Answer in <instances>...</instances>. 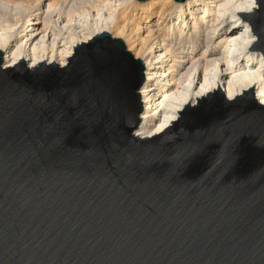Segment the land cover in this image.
<instances>
[{
    "label": "water",
    "instance_id": "95a60500",
    "mask_svg": "<svg viewBox=\"0 0 264 264\" xmlns=\"http://www.w3.org/2000/svg\"><path fill=\"white\" fill-rule=\"evenodd\" d=\"M255 2L238 18L264 62ZM66 60L6 67L0 52V264H264L253 90L217 88L144 138V67L124 42L101 32Z\"/></svg>",
    "mask_w": 264,
    "mask_h": 264
},
{
    "label": "bare ground",
    "instance_id": "6f19581e",
    "mask_svg": "<svg viewBox=\"0 0 264 264\" xmlns=\"http://www.w3.org/2000/svg\"><path fill=\"white\" fill-rule=\"evenodd\" d=\"M73 1L22 2L10 15L12 24L7 11L0 16L5 66L21 61L29 68L43 62L64 66L75 45L113 30L144 67L138 136L159 134L182 107L217 88L229 100L253 90L264 106L263 56L248 52L256 37L238 18L256 8L255 0H186L181 6L174 0H95L92 10L86 2L76 8ZM8 2L2 1L6 10ZM23 14L27 20L20 24Z\"/></svg>",
    "mask_w": 264,
    "mask_h": 264
},
{
    "label": "rangeland",
    "instance_id": "374dc122",
    "mask_svg": "<svg viewBox=\"0 0 264 264\" xmlns=\"http://www.w3.org/2000/svg\"><path fill=\"white\" fill-rule=\"evenodd\" d=\"M3 1V0H2ZM2 1L0 0V16H3V15H6V11H7V14L8 15H6L5 17H6V20H7V24H12L13 23V17L11 18L10 17V15H14V13L16 12V10H14V8L16 7V6H19V5H22L23 3H25L24 5H26V3L27 4H30V2H31V0H11L10 1V3L13 1V4H15V6L12 4V7H11V4H9V2H8V0H6L8 3L7 4H9L8 6L9 7H7V10H6V6L4 5V4H6V3H2ZM16 1L18 2L17 4H16ZM19 1H21L20 2V4H19ZM30 1V2H29ZM70 1V3H72L71 2V0H69ZM73 1V0H72ZM23 2V3H22ZM86 2V4H88L86 7H87V10L89 9V10H92V7L93 6H98V3H96L95 4V0H74L73 1V4H74V6L77 8V7H79V6H81L83 3H85ZM69 3V4H70ZM81 3V4H80ZM32 4V3H31ZM3 5H4V7H3ZM92 6V7H91ZM11 7V9L12 10H10L9 8ZM4 8V9H3ZM91 8V9H90ZM10 12H11V14H10ZM28 14H23L22 15V19L20 20L21 22H20V24H22L24 21H26L27 20V16ZM93 15H95V14H93ZM110 33H111V35H114V36H112V38H114V39H120V37H117V36H115V34H114V32H113V30H110ZM120 40H122V39H120ZM126 46V45H125ZM127 49V48H126Z\"/></svg>",
    "mask_w": 264,
    "mask_h": 264
}]
</instances>
